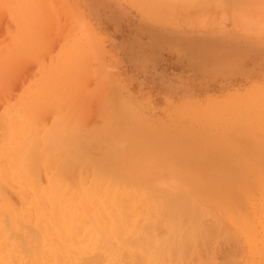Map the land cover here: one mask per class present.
I'll return each instance as SVG.
<instances>
[{"label": "rangeland", "instance_id": "obj_1", "mask_svg": "<svg viewBox=\"0 0 264 264\" xmlns=\"http://www.w3.org/2000/svg\"><path fill=\"white\" fill-rule=\"evenodd\" d=\"M121 1L130 21L85 0H0V212L47 214L56 187L89 185L80 154L151 202L154 221L162 196L216 224L229 236L208 246L217 264H264V0ZM78 230L60 246L76 248Z\"/></svg>", "mask_w": 264, "mask_h": 264}, {"label": "bare ground", "instance_id": "obj_2", "mask_svg": "<svg viewBox=\"0 0 264 264\" xmlns=\"http://www.w3.org/2000/svg\"><path fill=\"white\" fill-rule=\"evenodd\" d=\"M33 1L35 0H32V2ZM170 1L168 0L165 2H169L170 4L174 2L175 6L177 5V1ZM182 1L191 4L188 6L193 7L192 4L198 3L200 0ZM208 1H210V3L206 1V4L208 3L209 6L210 4H218L212 3L217 0ZM223 1L222 3L227 2L228 4H233L230 0ZM121 2V0H85L89 12L94 14V17L96 16L106 21H130V19L122 15L123 9L121 8ZM169 3L166 4L170 6ZM174 3H172L171 6ZM33 5L35 6V2ZM202 5L204 6V4ZM223 6L225 7V4H223L222 7ZM110 7H112V10ZM178 7L180 8V5ZM198 8L199 7H196L195 9ZM202 8L205 7H200L199 9ZM118 10L121 11L120 14L117 13ZM157 21H162V19H157ZM151 29L150 25L148 29V33L150 34ZM154 30L158 32L157 29ZM182 37H184V35ZM78 56H80V54ZM68 62L72 64L69 60ZM75 68L78 69L77 67ZM68 78L70 77L68 76ZM61 111L63 110L61 109ZM59 118L63 119L61 116ZM60 121H58V123ZM63 121L65 120H62V122ZM60 124L61 123H59V125ZM74 157L75 160L82 159L81 161L83 163L85 161L84 164L88 163L87 165H93V167L89 165L94 171L93 180L89 185L85 183L87 175L84 174L83 176L82 174V177L79 179L70 180L67 186L56 187L57 189H54L55 194L50 198L51 206L47 214L38 212L35 216L28 217L14 212H7V215L0 212V264H191L189 260H191L192 256L198 255L199 252H201V255L199 253L200 257L202 259L204 257L207 264H210L211 262L208 263V261L209 259L210 261L212 260L211 256H209L212 255L210 253L212 248L210 245L211 241L214 246L215 244H213V242H217V238L223 242L226 238L228 239L229 236L227 237V234L216 224H212L211 227L205 225L209 224V222L197 211L192 210L186 204L177 203L172 199L166 200V198L162 196H158L155 201V209L158 211V222L154 221V217L151 216V212L154 211V208L151 207V202L140 200L136 190L134 188L129 190L128 185L120 188L119 184H122V182L120 181V176H118L115 171L111 170L109 173L102 169L98 165V162L94 161L93 164V161L90 159H88L89 162H86L87 159L84 155L78 154ZM67 160L68 161L65 160V162L70 161L69 157ZM78 160L76 161L77 163ZM72 161L74 160H71V162ZM81 161H79V166L82 164ZM63 169L64 168H61L60 174H63L65 171L64 169L62 172ZM88 170H90V168ZM74 173H76V171ZM90 173H92V171ZM56 182H58V180ZM252 189L251 187L249 191H247L245 194L246 197L253 195L254 191ZM2 190L4 189L2 188ZM47 194L49 193L47 192ZM26 203L27 202H25V204ZM27 204L30 205V203ZM2 205L5 206L4 204ZM0 210H3V208H0ZM238 215L243 216L245 214L240 213ZM32 219H34V222L30 223ZM22 221H29V224L32 226H26L27 224L24 226L22 225ZM37 224L40 226L42 224L41 227H43L40 237L42 238V242L40 241V243H38L40 240L37 236L38 232L33 228ZM77 226L80 227V229H84V239L77 244L76 248L73 246L65 248L64 246H60L67 238L68 241H70L76 238L77 235H80V233L77 232ZM254 230L256 231V228H253V231ZM247 236L249 242L254 243V237L249 233ZM212 239H214V241ZM229 240L231 239L229 238ZM229 240H227V242H229ZM233 241L231 240V243L235 244ZM209 245L211 248L208 247ZM203 251L204 253L208 251L205 253L208 257L202 255ZM231 253L229 254L231 255ZM236 254L237 253L234 255L236 256ZM65 255L68 258L66 260H64ZM196 258L194 259L195 261L192 259L191 262L193 264L198 260ZM201 258H199L200 263L197 261V264H201ZM228 259H223L224 261L219 264H233L230 262L233 260V257L232 260ZM213 260L211 264H213ZM214 261H216L214 262L215 264L218 263L216 259ZM202 264L206 263L202 262Z\"/></svg>", "mask_w": 264, "mask_h": 264}]
</instances>
